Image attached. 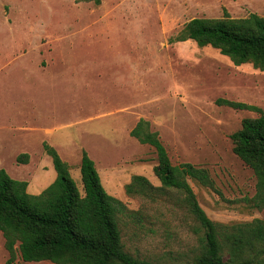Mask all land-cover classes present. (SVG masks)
Instances as JSON below:
<instances>
[{"label":"rangeland","instance_id":"1","mask_svg":"<svg viewBox=\"0 0 264 264\" xmlns=\"http://www.w3.org/2000/svg\"><path fill=\"white\" fill-rule=\"evenodd\" d=\"M224 11L236 19L264 17V0H0V170L26 182L28 194H40L56 177L46 143L82 194L85 151L105 192L126 207L117 217L124 251L155 264H191L199 225L181 194L161 189L154 150L129 135L144 119L172 165L207 170L209 186L188 182L211 221H264L251 203L255 177L229 138L244 118L260 113L216 104L228 100L264 113V71L234 66L190 40L173 41L191 19H219ZM135 175L158 190L127 195ZM5 251L0 233V264ZM14 264L25 263L17 257Z\"/></svg>","mask_w":264,"mask_h":264},{"label":"trees","instance_id":"2","mask_svg":"<svg viewBox=\"0 0 264 264\" xmlns=\"http://www.w3.org/2000/svg\"><path fill=\"white\" fill-rule=\"evenodd\" d=\"M94 1L95 5L100 0ZM192 41L210 47L227 57L234 66L250 64L264 71V17L250 14L232 18L224 11L219 19L194 18L179 31L174 42ZM218 106L259 112L257 118H244L230 135L233 154L252 171L256 183L253 207L264 211V113L253 106L217 100ZM129 135L154 150L153 174L161 189L183 196L182 204L199 225V253L191 264H264V221L254 219L241 224H217L196 202L189 180L210 185L206 169L190 163L172 165L158 133L139 119ZM52 162L55 180L40 194L27 193V183L14 180L0 170V233L8 258L18 257L25 264H155L139 260L124 251L117 217L127 214L118 199L102 187L94 162L85 151L80 159L82 194L70 176L69 166L56 150L43 144ZM27 155L16 161L25 163ZM142 176H133L124 187L127 195L150 197L157 191Z\"/></svg>","mask_w":264,"mask_h":264}]
</instances>
